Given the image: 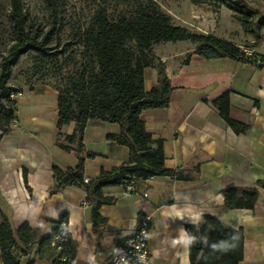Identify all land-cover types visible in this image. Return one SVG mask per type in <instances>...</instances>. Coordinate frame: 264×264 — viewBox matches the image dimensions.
<instances>
[{
	"label": "crops",
	"instance_id": "1",
	"mask_svg": "<svg viewBox=\"0 0 264 264\" xmlns=\"http://www.w3.org/2000/svg\"><path fill=\"white\" fill-rule=\"evenodd\" d=\"M260 37L252 49L264 55L257 51L264 42V30ZM181 55V51L156 54L172 88L169 103L144 110L141 119L153 138L163 142L165 167L184 178L152 177L138 183L128 196H122V186L104 188V195L115 202L99 209L107 224L98 248L90 208L83 207L85 190L65 187L50 193L55 185L52 166L65 171L77 164L73 152L58 146L63 138L57 128V92L47 85L19 92L11 132L0 140V211L13 230L28 224L47 235L53 221L64 214L75 264H102L112 246L133 235L138 220L149 216L148 247L154 263L190 264L185 226L198 228L203 216L210 215L227 229H242L243 259L239 264H264V188H257L253 209H226L222 195L227 186L252 188L264 182V66L229 58L207 60L195 54L183 63L177 59ZM158 79L157 67L146 68L145 91L157 85ZM226 92L229 118L247 126L245 133H235L212 106ZM74 129L75 123L70 122L61 133L71 135ZM118 132L117 124L87 122L85 152L98 156L85 159L84 180L95 179L102 170L129 160L128 148L106 137ZM34 249L20 258V264H60L56 255L39 258Z\"/></svg>",
	"mask_w": 264,
	"mask_h": 264
},
{
	"label": "trees",
	"instance_id": "2",
	"mask_svg": "<svg viewBox=\"0 0 264 264\" xmlns=\"http://www.w3.org/2000/svg\"><path fill=\"white\" fill-rule=\"evenodd\" d=\"M52 11L57 0H46ZM201 0H193L198 4ZM234 13V18L244 30L253 34L254 40L247 48L257 45L264 27V16L256 21V11L243 0H211ZM2 7L0 4V13ZM8 23L11 42L5 54L0 56V140L11 132L10 125L16 118V98L20 90L9 85L12 67L20 56L34 52L41 63L58 61L60 52L51 48V30L43 32L30 26L22 0H8ZM253 26L251 29L250 26ZM190 42L197 44L193 54L203 59L229 58L243 63L264 66V55L247 57L239 46L214 35L190 33L181 27L172 26L169 16L152 0L137 3L131 15L110 19L106 10L99 9L90 24L79 35L81 48L78 70L67 77L57 92V128L63 138L59 148L73 152L77 164L65 171L52 166L55 185L53 194L65 187H78L86 192L90 208L91 231L96 239V248L103 240L107 219L99 214L103 205H113L115 199L103 193L106 187H124L130 181L138 183L152 177L183 179L164 165L163 142L146 130L141 113L146 109L164 108L169 103L171 85L162 63H153V47L160 43ZM52 49V50H51ZM52 51V52H49ZM258 62V63H257ZM157 67L158 83L150 91L144 89V70ZM226 124L235 133H245L247 126L229 118V93H224L212 102ZM99 120L119 126L117 134H108V140L129 150V160L111 170H102L100 175L84 182L85 159H93L96 153L85 152L84 129L88 121ZM73 122L71 135H63L64 125ZM257 188H264V182H257L252 188L227 186L222 190L224 208L253 209L257 200ZM0 264H20V258L34 253L43 258L53 256L50 242L57 233L66 215L53 221V228L47 235L38 229L23 224L13 230L8 219L0 211ZM188 235V257L190 264H239L243 259L242 229H227L214 216H203L202 224L185 226ZM20 250L21 254H14ZM74 256V246L70 242ZM33 261L27 264H32Z\"/></svg>",
	"mask_w": 264,
	"mask_h": 264
},
{
	"label": "rangeland",
	"instance_id": "3",
	"mask_svg": "<svg viewBox=\"0 0 264 264\" xmlns=\"http://www.w3.org/2000/svg\"><path fill=\"white\" fill-rule=\"evenodd\" d=\"M143 0H57L56 10L52 11L46 0H22L31 27L47 32L51 30L53 40L51 48L60 52L58 61L41 63L34 52L19 57L11 69L9 85L23 91L37 85H47L54 90L63 87L68 76L74 74L81 61L79 35L88 27L99 9L106 10L110 19L122 15H131L137 3ZM169 16L172 26L181 27L190 33L219 36L240 46L247 56H255L252 48L253 34L246 32L234 18V13L223 5L211 0H201L198 4L193 0H152ZM256 11L253 21L264 16V0H243ZM0 56L5 54L11 42L8 23V0H0ZM252 29L253 26L251 25ZM264 28L260 30V36ZM197 44L190 42L162 43L155 45L153 63H162L156 54L167 55L173 51H181L183 63L189 61ZM52 50V49H51ZM264 54V42L257 48ZM52 52V51H49ZM165 53V54H164ZM172 56V55H171ZM54 253V252H53ZM54 255H56L54 253Z\"/></svg>",
	"mask_w": 264,
	"mask_h": 264
},
{
	"label": "built area",
	"instance_id": "4",
	"mask_svg": "<svg viewBox=\"0 0 264 264\" xmlns=\"http://www.w3.org/2000/svg\"><path fill=\"white\" fill-rule=\"evenodd\" d=\"M16 97L17 94H10V98L15 99ZM84 182L88 183V180H84ZM135 187L134 181L127 183L123 187L122 196L134 193ZM83 207L88 208L89 203L85 201ZM150 224L149 216L141 217L138 220L136 232L121 242L115 243L108 260L102 264H155L148 247ZM71 240L68 222L63 221L50 242V248L56 254L60 264H75V258L70 251ZM14 254L20 256L21 251L15 250ZM96 255L101 256V253ZM91 264H95V261H92Z\"/></svg>",
	"mask_w": 264,
	"mask_h": 264
}]
</instances>
